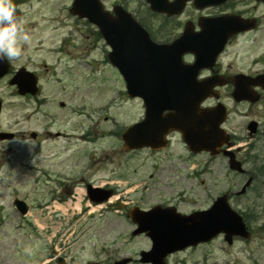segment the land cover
Here are the masks:
<instances>
[{"label": "rangeland", "instance_id": "1", "mask_svg": "<svg viewBox=\"0 0 264 264\" xmlns=\"http://www.w3.org/2000/svg\"><path fill=\"white\" fill-rule=\"evenodd\" d=\"M70 1L40 0L33 3L32 8L24 7L27 13L20 23L31 39L26 43L20 41L22 55L13 58L15 68L25 66L40 76L43 94L52 101L44 109L56 115L53 132H68L72 104L100 106L108 96L116 108L115 112L106 114L108 118L115 116L123 123L134 120L140 114V101L126 100L120 98L122 94L119 97L113 93L117 88V91L123 90L122 79L101 58L107 47L102 40L93 41L94 28L68 15ZM139 10L140 15L150 17L146 8L139 6ZM259 10L264 12V5ZM150 18L155 27L163 22L159 17ZM156 35L162 36L163 32L156 31ZM254 38L257 40L254 41ZM224 56V59L232 61L235 70H263L264 32L261 35L252 32L240 36L230 44ZM0 87V94L7 92L5 83H1ZM60 102L65 103L64 108L59 107ZM224 102L232 110L228 128L237 135L246 136L243 127L246 121L253 119L260 123V133L250 141L253 148L246 152L259 157L264 163V99L253 106L235 105L227 98ZM31 111L32 108L9 107L0 121L1 129L21 134L12 141L0 143V264H43L48 259L50 264H57L50 258L52 251L61 254L67 260L66 264H113L124 257L132 258L129 264H142L138 261L139 251L149 249L150 242L145 237L132 238L130 232L134 226L122 216L118 217L117 213L105 208L88 213L91 207L87 212L83 209L78 213L74 209L75 199L67 210H57V216L52 212L54 208H45V204L52 199L53 184L44 172L54 167L59 171L72 168L75 172L79 166H85L88 159L84 153L88 151L92 163L84 173L86 179L100 181L114 173L116 179L121 177L117 184L122 188L126 183H135V186L133 184L123 191H130L127 196L134 202L138 200L140 190L146 188L148 193L162 181L178 190L171 173H164L163 178L154 171L151 163L156 159L145 148L123 152L120 144L116 143L105 156H102V150H106L112 141L85 142L81 146L78 143L68 148L65 138H56L52 132L47 135L44 124L47 120L39 119ZM111 126L109 119L103 121L105 131L111 130ZM31 131H37L44 139L36 157L33 154L36 144L27 135ZM177 144L173 140L169 149L155 156L161 159L164 167L176 166V159L168 158V155H185ZM77 151L79 156L73 158L72 152ZM195 158L204 163L206 155L200 154ZM244 167L254 181L246 200L241 199L234 205L248 216L245 222L252 232L251 238L228 245L220 236L210 244L170 256L169 264H264V168L260 170L258 165V170L254 171L250 164ZM39 169L40 172L37 171ZM211 170L216 173L218 192L228 186L239 188L246 178L229 173L221 157ZM211 182V175L203 178L201 190L213 188ZM182 186L186 190L185 196H192L188 186ZM134 187L138 190L132 192ZM78 189L81 187L78 186ZM174 196V191L169 190L162 199H173ZM14 198H20L30 206L25 218L15 211L12 204ZM201 198L204 200L203 196ZM141 201L142 206H146L147 198L143 197ZM154 201H158L155 194L151 203Z\"/></svg>", "mask_w": 264, "mask_h": 264}, {"label": "water", "instance_id": "2", "mask_svg": "<svg viewBox=\"0 0 264 264\" xmlns=\"http://www.w3.org/2000/svg\"><path fill=\"white\" fill-rule=\"evenodd\" d=\"M149 2L154 10H167V6L162 0H149ZM74 7L75 13L80 16L87 15L90 21L98 25L107 43L112 47V52L109 54L110 60L119 68L121 73H123L127 82L129 94L140 95L143 98L147 115L152 117L160 114L165 109L180 111L186 108L183 114L186 115L191 113V115L182 118L181 120L179 119L178 122L171 120L166 129L175 128L179 130L182 133L183 140L192 150H206L210 151L212 154H216L218 148L226 143V137L223 134V131L219 129V125L225 118L223 106L221 108L216 107L213 110L211 109L212 111L199 110L198 104L202 98H195L192 100L193 103L191 105H184L183 103H180L177 98H161L155 94L152 96L154 82H158L159 79L154 77L150 82H146V80L149 79V76L146 75L144 77V74H146L147 69H156L162 65H164V68L166 67V70L170 69V66H166L163 63L162 65H149L147 63L149 60H156L157 57H164L166 54H162L161 56L157 55V52L162 50V48L153 47L145 37L136 39L133 34L138 31H130L129 28L133 27L137 29L138 27L136 28L128 18L121 17V23H118L113 22V20H110L106 15L104 17V14L100 11L95 0H75ZM139 32L142 31L139 30ZM165 52H167V50H165ZM138 53H141V55L139 56ZM4 62V60L0 61V75L4 73ZM144 68H146L145 71H143ZM137 72H140V74L138 75ZM168 74V72L165 73L166 76H168ZM162 79L165 78L162 77ZM257 80L247 82L240 79L235 82V91L233 92L234 99L236 101L249 100L255 102L257 96L248 89V86L258 83ZM165 81H167V79H165ZM165 81H163V83L166 85L167 82ZM258 84H260V82ZM135 86L137 89H134ZM145 87L149 94H147L146 91L144 93L135 92L140 91V88ZM193 115L195 116V121L190 122L188 117H194ZM147 124L148 121L146 118V120L140 125H136L128 130L123 136L126 149L148 145L151 138L157 139L159 137V139H161L163 134L167 131L164 129L159 134L152 135L150 138L142 136L137 140L133 139L131 131L145 129ZM250 127H253V124ZM157 128L159 127L156 126L155 129ZM162 128L163 127H160V130ZM237 167L238 164L231 161V168L236 169ZM106 198L107 195L100 196L94 198V201L99 202ZM15 204L21 213L26 211V206L23 202L15 201ZM165 215L166 217H163L162 220L158 219L155 222H150L148 220L138 221L140 229L137 232H142L146 229L150 230L154 242L153 250L150 253H142L143 262L151 261L152 264H163V257L167 253L189 244L206 241L220 232L226 234V240L229 243L232 235L247 237L241 220L230 211L224 199L215 204L208 212L201 213L200 215H193L191 218L183 219L177 216L173 218L171 215ZM194 229L195 231H193ZM125 262L126 261H122L116 264H122Z\"/></svg>", "mask_w": 264, "mask_h": 264}, {"label": "flooded vegetation", "instance_id": "3", "mask_svg": "<svg viewBox=\"0 0 264 264\" xmlns=\"http://www.w3.org/2000/svg\"><path fill=\"white\" fill-rule=\"evenodd\" d=\"M116 4H119L123 6L127 11L131 12L136 18L139 17V21L145 25L151 36L160 42L163 43H169L175 38L179 37L181 33L184 31V27L186 25H189V31L192 34L199 35L202 33L203 29L200 26L201 20L204 18H219L224 16H239L238 19H253L251 22L252 25H254V29L246 32H241L236 35H231V33L228 31V28L222 27L221 25L217 26L214 30L210 32V35L207 37L210 40V43L207 46H211V48H218L220 43L224 41L222 45V50L219 53V55L211 62L209 67L203 68L198 73L199 79H216L217 82H223L224 85L220 87H216V89L219 91V97L221 99L229 98L231 95L232 85L230 84L232 78L235 75L238 74H244L246 76H257L259 74L264 73V69L261 71H244V70H235L233 68L232 61H229L227 59H224V55L226 54L228 47L230 44H232L235 40H237L240 36L252 33V32H259V35H261L264 32V12L260 11V6L263 5V3L257 1V0H224L221 1V3L212 5V6H206L202 9H195L193 7L192 3H187L186 7L183 11V13L179 16H173V17H162L163 22L158 25L154 26L151 23L150 17H145L142 15H139L137 10H134L136 7V0H114ZM106 4V2H104ZM113 6L110 5L109 8ZM249 22V20H248ZM156 31L163 32L162 36L156 35ZM260 39V38H259ZM257 39L254 38V41ZM11 63L13 62V59L11 58L9 60ZM194 57L192 54L188 53L183 56V63H193ZM22 99L23 106H27L28 102H32L33 109H36V112L39 113V110L41 108V99L40 97H31L30 95H25L20 97ZM33 100V101H32ZM6 98H4L2 95H0V105L1 109H4L7 107ZM64 108V106H61ZM77 110L74 113H70L68 122L70 129L66 133H60L55 132L53 135L56 138L64 137L68 143V148H72V146L75 144L76 141L82 143L84 142L85 138L90 137V131L92 136L98 135V126L100 125V119L103 121H106L107 118H96L93 116L94 113L90 112L89 107H77ZM70 110V109H69ZM90 122L92 124L90 125ZM89 129V130H88ZM0 131L1 127H0ZM40 131V129H39ZM47 135H50L49 131H45ZM31 132H29L27 135L30 136ZM19 132L14 134L15 137L20 136ZM102 135V133H100ZM37 141L43 140L42 137H40V134L36 132V138ZM168 146L162 150H154L151 148H147L149 153L153 155L154 160L151 163V167L154 171L158 172L160 176L164 178V173H171L172 175L171 179H173V184L177 185L178 190H174V187L172 188L168 187L164 181L162 183H159L157 186H154L151 188V191L146 193V190L142 193H139L138 200L134 202L133 206L139 207L143 210H149L151 207L155 205H159L161 207H174L177 212H180L182 214H190L193 211L203 210L211 204L219 194L218 192V180L215 177L216 173L212 171L209 167V165H203L201 161L197 160L195 157L198 156L196 154H193L189 151V149L181 142L180 135L177 132H171L168 135ZM173 140H176L178 142L177 146L185 153L184 156L180 155H174L169 156L168 158L176 159V166L175 167H164L162 163L160 162V158H155V156L161 154L163 151L169 149L171 145L173 144ZM207 155V154H206ZM71 156H74L73 158H77L78 155L72 154ZM217 162V158L215 159V163ZM179 169V170H178ZM60 170V169H58ZM73 173V172H72ZM71 174H65V176H61L62 178H59L56 176L55 178V189L60 188L62 189V192L67 194H72L74 185L76 184L73 180V175ZM208 175H211L212 182L211 187H207L203 190H201V185L203 184L202 178L208 177ZM150 175V177H152ZM121 177H118L116 179L115 174L112 173L109 178L104 177V179L97 184H93V186L96 187H102L104 189H109L112 191L113 194H118L117 198L121 200V198L126 199L128 198L125 196L127 192H123L122 189L118 187L116 184L119 182V179ZM78 182H81V184L88 183V179H86L84 176H80L78 178ZM129 183H126L128 185ZM182 185H187L188 189L191 192L190 197L185 196L186 190L183 188ZM169 190L174 191V198H165V194ZM202 192V194H201ZM227 194V198L229 202L232 201H239L244 198V196H238L237 191L233 190V187L226 188L224 192ZM156 195L158 197V201H152V196ZM204 200L201 198L202 196ZM143 197L147 198V204L146 206H142V199ZM151 203V204H149ZM149 204V205H148ZM127 209V208H125ZM126 216V214H125Z\"/></svg>", "mask_w": 264, "mask_h": 264}, {"label": "clouds", "instance_id": "4", "mask_svg": "<svg viewBox=\"0 0 264 264\" xmlns=\"http://www.w3.org/2000/svg\"><path fill=\"white\" fill-rule=\"evenodd\" d=\"M30 39L16 14L13 0H0V61L21 56L20 41L26 43Z\"/></svg>", "mask_w": 264, "mask_h": 264}, {"label": "bare ground", "instance_id": "5", "mask_svg": "<svg viewBox=\"0 0 264 264\" xmlns=\"http://www.w3.org/2000/svg\"><path fill=\"white\" fill-rule=\"evenodd\" d=\"M81 192V191H80ZM81 193H83V192H81Z\"/></svg>", "mask_w": 264, "mask_h": 264}]
</instances>
